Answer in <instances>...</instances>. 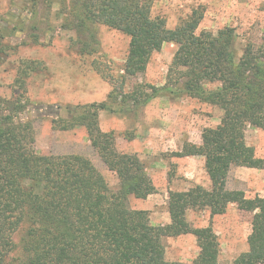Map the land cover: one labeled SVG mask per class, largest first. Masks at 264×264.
Segmentation results:
<instances>
[{
  "label": "trees",
  "instance_id": "trees-1",
  "mask_svg": "<svg viewBox=\"0 0 264 264\" xmlns=\"http://www.w3.org/2000/svg\"><path fill=\"white\" fill-rule=\"evenodd\" d=\"M63 28L74 30L81 56L97 53V30L105 26L130 39L121 67L120 89L103 102L68 106L69 117L53 128L87 130L91 146L119 185L112 189L103 173L82 155H43L36 151L31 122L14 123L11 104L0 97V264H186L166 259L164 238L191 234L200 249L192 264H218L220 245L211 226L193 228L187 213L209 209L211 216L236 203L254 212L249 250L233 264H264V199H247L227 188L233 167L264 168L245 140L248 126L264 131V40L241 46L235 29L200 31L197 13L174 29L153 18L149 0H62ZM177 50L167 82L151 93L143 87L125 92L129 78L146 72L165 44ZM22 72L35 61H24ZM219 84L209 89L208 84ZM186 96L223 111L220 124L202 132L201 144L186 142L177 157L201 156L212 188L196 185L170 192L171 223L153 226L149 212L130 207V197L147 199L156 189L136 154L121 153L114 131L104 132L99 115L129 117L157 97ZM17 112V108L14 111ZM16 115L15 117H17ZM12 121V122H11ZM8 122H11L8 125Z\"/></svg>",
  "mask_w": 264,
  "mask_h": 264
},
{
  "label": "rangeland",
  "instance_id": "rangeland-1",
  "mask_svg": "<svg viewBox=\"0 0 264 264\" xmlns=\"http://www.w3.org/2000/svg\"><path fill=\"white\" fill-rule=\"evenodd\" d=\"M61 1L0 0V97L11 104V110L5 113L12 116L14 123L33 124L38 154L85 156L105 173L110 187L116 189L118 177L108 170L91 146L87 130L83 127L70 131L55 130L52 121L67 119V107L78 105L67 103L63 98L68 87L80 90L82 81H89L97 92L101 91L102 81L106 92L110 93L113 88L118 93L123 91L120 89V75L123 74L120 70L128 54L130 39L116 30L99 26L96 33L99 43L96 45L97 53L81 56L80 45L76 42L77 33L63 28L67 16L62 13ZM149 1L152 17L164 19L169 29L176 28L197 13L202 16L198 32L205 30L218 34L226 27L234 28L239 46L248 42L258 44L264 40V0ZM176 50V45L165 44L160 52L153 55L145 73L127 79L124 91L129 93L143 87V91L151 93L155 87H163ZM24 61H35L36 64L32 70L23 73ZM218 85L212 83L207 87L214 89ZM169 98L177 103L184 118L179 127L188 129L195 120L198 125L196 135L206 128L217 127L221 122L223 111L219 107L186 96L177 102L176 99L180 97ZM143 111L144 108L129 117L137 121ZM176 116L171 110L167 122L169 126L175 124ZM110 121L112 129L119 127L121 120ZM107 123L108 118L102 121L105 127ZM124 128L123 124L119 131H115L116 136L133 135L132 132H121ZM245 140L253 149L255 158L264 160V131L248 126ZM174 155L175 152H166L163 156L167 159ZM194 166L201 167V164ZM171 175H175L174 166L171 167ZM197 175L200 181L205 182L202 168ZM227 188L244 192L247 199H264V168L233 167ZM157 198L155 210L149 212L150 222L153 216L165 221L168 214V199L163 194ZM129 205L137 208L134 200ZM253 216L254 212L241 210L236 203L230 204L224 214L213 217L209 209L190 210L187 213L193 228L211 226L217 234L220 245L218 264H233L249 250L248 238L252 232ZM163 242L169 262L192 264L200 252L197 239L191 234L166 237Z\"/></svg>",
  "mask_w": 264,
  "mask_h": 264
},
{
  "label": "crops",
  "instance_id": "crops-1",
  "mask_svg": "<svg viewBox=\"0 0 264 264\" xmlns=\"http://www.w3.org/2000/svg\"><path fill=\"white\" fill-rule=\"evenodd\" d=\"M88 83V84H86ZM101 91L97 92L89 85V81H82L80 90L69 88L64 94V101L73 104H91L94 102H103L107 99L109 91L106 92L105 83H101ZM99 87V88H100ZM108 93V94H107ZM63 96V95H62ZM181 98L176 99V102ZM184 102V101H183ZM177 108V103L171 98L162 96L152 100L144 107L140 119L135 121L133 117H116L107 112H101L99 115L100 127L104 132L119 131L125 125L121 132H132L133 135L117 136V148L121 153L136 154L144 163L146 172L150 177L156 192L147 199H136L130 197V201H135L136 210L153 211L158 202V196L165 195L169 199L170 192H185L196 185H200L207 190L212 188L211 180L205 170V159L201 156L177 157L176 153L182 152L186 142L195 145L201 144L202 133L196 135L198 131L196 121L193 125L184 129L179 127L183 124L184 118ZM171 110L177 114L176 122L173 126L167 124L171 117ZM175 116V115H174ZM108 118L107 126H103L102 121ZM114 119L119 127L110 128ZM122 122V124H121ZM121 124V125H120ZM117 129V130H116ZM166 152H175L173 157L164 158ZM201 164V167L194 166ZM175 168V175H171V167ZM202 168L205 173V182L198 179V171ZM105 176V173L103 174ZM171 223V217L168 212L165 221H161L158 216L151 218L153 226H165ZM189 235V234H188ZM184 236V235H183Z\"/></svg>",
  "mask_w": 264,
  "mask_h": 264
}]
</instances>
